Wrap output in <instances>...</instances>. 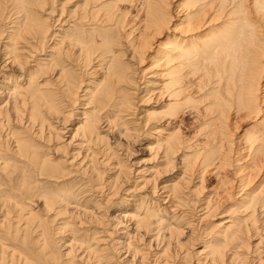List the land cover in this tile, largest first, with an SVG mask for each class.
Wrapping results in <instances>:
<instances>
[{"label":"bare ground","instance_id":"obj_1","mask_svg":"<svg viewBox=\"0 0 264 264\" xmlns=\"http://www.w3.org/2000/svg\"><path fill=\"white\" fill-rule=\"evenodd\" d=\"M47 1L53 4L54 0H0V23L8 33L1 39V54L6 62L17 63L20 72L11 84L8 78L0 88V175L6 179L0 183L5 184L0 188V264H76L74 258L78 264H116L114 260L126 258V264H264V175L250 187L264 173V0H178L176 5L169 0H136L140 17L135 27L124 31L123 18L129 13L117 12L116 0H85L71 24L70 17L61 19V8L56 17L46 13L48 21L38 22L33 33L27 32L36 47L49 50L48 59L32 57L30 46L21 55L17 42L26 41L22 26L32 20L30 7L46 6ZM53 23L64 24L69 31L63 33L66 27L53 31ZM28 25L33 28L31 22ZM134 31L137 36L132 39ZM162 35L149 64L164 68L152 73L157 81L145 79L138 62L143 61L149 39ZM27 60L34 64L32 72L27 70ZM48 65V77L37 79L39 67ZM40 80L51 81L55 90H45ZM162 93L166 100L161 103ZM151 99V107H143ZM21 107H25L23 115ZM181 113L192 114L194 123L209 129L194 144H184L180 126L169 127ZM244 115L258 117L259 123L244 134L250 156L233 166L229 126ZM70 116H76V125L66 142L59 141L66 126L58 123L64 125ZM10 120L18 121L32 140L44 142L49 152L31 151L26 137L7 128ZM141 136L148 140L146 149L153 164L145 168L148 174L137 184L141 176L134 169L135 177L130 176L126 155L128 142ZM57 151L63 153L60 164L48 159ZM10 157L22 162L23 173L30 167L36 175L57 182L66 179V186L58 183L54 191H34L36 186L26 182L28 173L18 183L14 169L9 168ZM229 168L233 170L230 177ZM171 172L175 173L171 180L162 176ZM71 173L75 174L72 179ZM207 175L216 177L210 188L205 184ZM74 179L86 180L81 189H73ZM132 183L134 189L147 188L158 196L148 200L149 193L136 195L118 204L125 200H118L116 194H126ZM32 197L40 202V210L45 209L43 215L51 213L50 218L60 219L56 233L69 234L61 254L49 249L46 227L51 219L44 217L32 225L37 217L25 209ZM223 204L226 215L208 226ZM108 208L116 213L102 212ZM182 208L191 216L181 224L183 214L176 212ZM86 222L88 226L95 223V229L85 227L79 232ZM199 224L211 243L202 241L199 249L190 251V245L180 251L182 235L188 233L197 240Z\"/></svg>","mask_w":264,"mask_h":264},{"label":"rangeland","instance_id":"obj_2","mask_svg":"<svg viewBox=\"0 0 264 264\" xmlns=\"http://www.w3.org/2000/svg\"><path fill=\"white\" fill-rule=\"evenodd\" d=\"M82 1L83 0H54L53 1V4L51 3L52 1H47V3L49 4V5H47V3H46V6L45 5H43V6H41V7H39V6H31L30 7V10H31V16H32V20H30V21H28L27 20V24H25L24 25V27L22 26V28H24V31L23 32H25V34L23 35L25 38H26V41L27 42H29V43H27L26 41H21V39H18V42H17V46L18 47H20V48H22L23 50H19L18 51V53H21V55L22 54H26L27 53V50H29L28 48H30L31 47V49L34 51V53L33 52H31L32 54V57L34 56L35 58L37 57V58H39V57H41V58H45L46 57V55H48V54H50V52H49V50L47 49V48H45V50L43 49H41V47H36V45H35V39L32 37H30V36H32V34L28 37V35H27V32L29 33L30 31L33 33L34 32V27H35V25L39 22H43L44 21V23H46L48 20H46V19H48L47 17H48V14H46V13H49L50 14V16H51V18H53V17H56L57 15H56V10H60L61 8L63 9L62 10V16L63 17H61V19H67L68 17H70V19L68 18V20L70 21V24L72 23V21L73 20H75L76 19V17H77V15L79 16V14L82 12V9H83V4L84 3H86L85 2V0L83 1V3H82ZM133 1V2H132ZM116 0V2H115V8H116V10H117V12H119V13H124V12H126V11H128V13L129 14H127V12H126V16L123 18L124 19V21H123V23H122V26H123V31L124 30H126L125 28H127L128 29V27L129 28H131V27H135L136 26V24L135 23H137V20L139 19V17H140V13H139V7H140V5H138L139 3L136 1V0ZM136 1V2H135ZM171 1V3H172V5H176V1H178V0H169L168 2H170ZM55 2V3H54ZM62 5H58L59 3ZM65 2V3H64ZM131 2H132V5H131ZM63 3V4H62ZM74 3V4H73ZM81 3V4H80ZM171 3H170V8H171ZM75 4H78V6L77 7H74V6H76ZM130 4V5H129ZM57 5V6H56ZM73 5V6H72ZM67 6V7H66ZM70 6V7H69ZM135 6V7H134ZM44 7V8H43ZM54 8L53 10V12H49V10L51 9V8ZM34 8V9H33ZM49 8V9H48ZM65 8V9H64ZM139 8V9H138ZM66 9H68L67 11H66ZM70 9V10H69ZM71 9L73 10V11H71ZM77 9H80V10H77ZM44 10H45V12H44ZM77 10V11H76ZM136 10V11H135ZM40 11H42V12H40ZM47 11V12H46ZM40 12V13H39ZM55 14V15H53V14ZM132 15H131V14ZM36 14V15H35ZM174 14H175V12H174ZM253 14V13H252ZM251 13H250V15H252ZM120 15V14H119ZM125 15V14H124ZM176 15V14H175ZM37 16H38V18H37ZM68 16V17H67ZM135 16V17H134ZM34 17V18H33ZM75 17V18H74ZM122 18V17H121ZM44 19V20H43ZM50 19V18H49ZM129 19V20H128ZM42 20V21H41ZM62 20V21H63ZM128 21H129V23H128ZM177 20H175V22H176ZM28 22H31L32 24H33V28L31 27V28H29V27H27V26H29L28 25ZM174 22V23H175ZM124 23H128L127 24V27H126V24H124ZM54 25H53V27L51 28L53 31H62L63 29H65V27H66V29H65V31H63V33L64 32H66V30H68L67 29V26L66 25H62L61 27H60V24H56V23H53ZM56 24V25H55ZM124 25H125V27H124ZM2 28L4 29L3 30V33H2V35H0V64H2L1 66H0V88H2V82L3 81H8L7 82V84L9 85V84H11V80H13V78L17 75V74H19L20 72H18L19 71V68H16V66L18 67V64L17 63H9L8 62V60H7V62L3 59L4 57H2L3 55L1 54L3 51H2V46H3V44H2V42L1 41H3V40H1L2 38L4 39V37H5V34L4 33H6L7 32V30H6V28H4V27H2L1 26V23H0V29H1V31H2ZM57 29V30H56ZM69 31V30H68ZM23 32H22V34H23ZM133 33V34H132ZM131 33V35H130V37L132 38V36H133V38H135V36H137V32L136 31H134V32H132ZM6 34H8V33H6ZM34 35V34H33ZM70 36H73L74 37V33H72V34H69ZM68 35V36H69ZM123 35H124V32H122L121 33V37H122V40H123ZM4 36V37H3ZM36 36V35H35ZM162 37H163V35L160 37V36H156L153 40L150 38L149 40V44L146 46V48H144V50L145 51H143L145 54H143V55H141V57L143 58V61L142 62H138L137 60H134L133 61V63L136 65L137 64V62L139 63L138 64V66H134V64H133V66L134 67H138L137 69H139L141 66H143L142 68L145 70V72L143 73V77L146 79V78H148V79H151V80H158V79H156L155 78V76H153L152 75V73L153 72H159V71H162L163 70V66H161V67H159V66H157V67H154V66H152V65H150L149 64V62H151V59L149 58V56L150 55H153V53L155 54V53H157V51L155 52V51H153V50H156L157 49V46L160 44L159 42H161L162 41ZM28 38V39H27ZM66 39L68 38V37H65ZM132 38V39H133ZM6 39V38H5ZM65 39V40H66ZM29 40V41H28ZM32 42V43H31ZM49 42L50 41H48L47 42V44H45L44 46H46V45H49ZM151 42V43H150ZM155 42H156V44H155ZM20 43V44H19ZM153 43V44H152ZM155 44V45H154ZM158 44V45H157ZM25 45V46H24ZM150 45V46H149ZM30 46V47H29ZM152 46V47H151ZM24 47V48H23ZM116 47V46H115ZM36 48V49H35ZM122 48V47H121ZM120 48V49H121ZM148 48V49H147ZM30 49V50H31ZM47 49V50H46ZM123 49V48H122ZM152 50V51H151ZM43 51V52H42ZM37 52V53H36ZM39 52V53H38ZM34 54V55H33ZM36 54V55H35ZM38 54V55H37ZM126 54H128V53H126ZM125 54V55H126ZM45 55V56H44ZM47 57H49V56H47ZM46 57V59H48ZM50 57H51V55H50ZM125 57V56H124ZM3 59V60H2ZM61 59V58H60ZM145 59V60H144ZM124 60V59H123ZM54 61H57V59L55 60V58H54ZM63 60L61 59V60H58V62H62ZM125 61V60H124ZM137 61V62H136ZM27 62L29 63V64H27V70H29V71H31L32 72V70H34L35 68L34 67H31L32 65H34L33 64V62H30V61H28L27 60ZM80 62V61H79ZM68 63V62H67ZM74 63H75V61H74ZM141 63V64H140ZM17 64V65H16ZM69 65H71V64H69ZM3 66V67H2ZM10 66V67H9ZM49 66L50 65H48L47 67H45V66H40L39 67V69L41 70H38L37 71V79H45L46 77H48V69H49ZM73 66V65H72ZM6 67H8V68H6ZM44 68V69H43ZM147 68V69H146ZM46 69V70H45ZM81 70V69H80ZM39 71H40V73H39ZM44 71V72H43ZM83 71V70H82ZM46 72V73H45ZM41 73H42V75H41ZM6 74V75H5ZM46 75V76H45ZM7 76V77H6ZM13 76V77H12ZM35 76V75H34ZM86 76H89V75H86ZM85 76V77H86ZM136 76H138V80H139V82L141 81L140 80V78H141V76L139 75V74H137ZM6 78V79H5ZM9 78V79H8ZM4 79V80H3ZM8 79V80H7ZM43 80H40V82L42 83V88H46L45 90H55L54 89V85H53V83L50 81H48L47 80V82H42ZM142 81H143V79H142ZM7 84H5V85H7ZM44 86V87H43ZM143 86V85H142ZM141 86V87H142ZM49 87V88H48ZM52 88V89H51ZM152 92H157V91H152ZM79 94H80V92H79ZM76 95V94H75ZM81 95V94H80ZM151 97L153 98V100H155V95H152L151 94ZM81 99V98H80ZM152 100V99H151ZM153 100L151 101V102H149V104H146L145 106H143V107H151V103H153ZM166 100V97H165V94L164 93H162V95H161V98L159 99V102L161 101V103H162V101L164 102ZM82 102V101H81ZM139 104V103H138ZM142 105H139L138 107L140 108ZM24 109H25V107L24 108H19V111H21V112H23L22 113V115L24 114V113H26L25 111H24ZM73 110L76 112V113H78L79 112V110L76 108V110H75V105H74V107H73ZM158 110H160V108L158 109ZM75 112H74V114H75ZM76 115V114H75ZM42 116H44V118L46 117L44 114L42 115ZM244 117V119H239V121H241V122H239V121H236L237 123L235 124V126H229V128L231 129V132H230V137L233 139V146H232V151H231V153L230 154H232L233 152V159H235L234 160V162L235 161H237V163H234L233 162V166L235 165H237V166H240V165H242L243 163H245V160H247L248 158V156H250V155H247L246 154V152H247V150L245 149V145H246V136L244 135V134H246V133H248L249 131H251L252 129H255V128H257L258 127V124L257 123H259V119H258V117L256 118H254V117H250V118H248V116L246 117L245 115L243 116ZM248 118V119H247ZM76 116H70V118H69V121L68 122H66L64 125H62V124H59L58 123V125H61L62 127L63 126H66V129L62 132L63 134V136H61V139L59 140V141H64L65 140V142L68 140V138H67V135H69V133H70V131L73 129V127H75V125H76ZM193 117H192V114H187V113H181L180 115H179V117L177 118V119H175V120H173L172 122H171V124L169 125V127H171L173 130H176L177 129V126H180V133H179V135L181 136V139H184V144L186 145V143H193L194 144V142L193 141H196V139L197 138H199V137H201V135L203 134V133H205V132H208L209 131V129H207V128H205V126L203 125V127H202V125H200L199 126V121H197V122H193ZM255 119H257V122L256 121H254ZM45 120H46V118H45ZM75 120V121H74ZM230 121H232L233 120V118L232 119H229ZM18 123V124H17ZM22 123V122H21ZM11 124V125H10ZM14 124V125H13ZM160 124H162V123H160ZM163 125V124H162ZM21 124L17 121V122H15L14 121V123L10 120L9 122H8V124H7V128H10L12 131H14L15 132V134H18L19 136H21V137H23V138H25L26 137V140H27V142H28V144L30 143V145H31V147H30V149H31V151H36V152H38L39 154L38 155H41L42 153L43 154H46L47 152H49L48 150H47V147L44 145L45 143L44 142H42V141H39V143H38V141H36L35 139L34 140H32V138H31V135L30 136H28L27 135V133H26V131H23V129L21 128ZM199 126V127H198ZM201 127V128H200ZM71 129V130H70ZM202 131V132H201ZM18 132V133H17ZM201 132V133H200ZM23 134V135H22ZM65 134V135H64ZM72 134V133H71ZM201 134V135H200ZM27 137H29L28 139H27ZM245 137V138H244ZM137 140V139H136ZM135 139L134 140H131V141H129L128 142V150H129V154L127 153V155H126V157H127V159L129 158V160L126 162V166L127 167H129V169H130V171H129V173H130V176L132 177V178H134L135 176H132L133 174H132V170L134 169V171H137V175L136 176H141L140 178H138L137 180H135V182L137 183V184H139L140 182H142V180H143V176L144 175H146V174H148V172L146 171L145 172V168L146 167H148V165H152L153 164V161H152V159H150L151 158V156H150V153L149 152H147V149H146V147H147V141L148 140H144V138H143V136H141V138L139 137V139L136 141ZM32 141V142H31ZM72 142H73V139L71 140ZM42 144H41V143ZM61 142V143H62ZM64 142V143H65ZM74 142H75V140H74ZM125 142V141H124ZM131 142V143H130ZM236 142V143H235ZM126 143V142H125ZM34 145H36V146H34ZM44 146V147H43ZM68 147H70V145L68 146ZM72 147V146H71ZM35 149V150H34ZM36 149H38V150H36ZM41 149V150H40ZM44 150V152H43V150ZM244 151H243V150ZM240 150H242V151H240ZM120 153V150H118L117 151V153ZM240 152V153H239ZM236 153V154H235ZM239 153V154H238ZM246 154V155H245ZM53 155H55V156H53ZM53 155L52 156H50L48 159L50 160H52V163H56V164H60L61 163V161L63 160V158H62V155H63V153L62 152H59V151H57L55 154L53 153ZM179 155V154H178ZM177 155V156H178ZM240 155H244L243 156V158L242 157H240ZM9 156V155H8ZM120 156V155H119ZM129 156V157H128ZM179 157V159H180V156H178ZM189 157V156H188ZM238 157H239V159H238ZM246 157V158H245ZM13 158V159H12ZM149 158V159H148ZM242 160H241V159ZM245 158V159H244ZM10 159L11 160H9L8 159V161H9V165H10V167L9 168H11V169H14V174L13 175H15V177H16V179H17V181H18V178H21L22 176H24L25 174L27 175V173H28V175H27V177H26V182H28V183H30V185L31 186H36L35 187V189H34V191L36 190V191H46V188H47V190L48 191H46V192H51V190L52 191H54V189H56V185L59 183L60 184V186H61V183H65V186H66V179L65 180H63V181H61V182H57V180H54L53 178H51V179H49L48 177H46L45 175H36V173H34V171H32V169L29 167V169L26 171V172H24L23 173V164H22V162L21 161H18L17 159L15 160V157H10ZM54 160V161H53ZM18 164V165H17ZM175 164H176V162H175ZM23 165V166H22ZM21 167V168H20ZM142 168H144L143 170H142ZM19 169V170H18ZM140 170V171H139ZM141 170H142V173H141ZM232 169L231 168H229L228 169V171H227V174H228V177H230L231 176V174L233 173V170L231 171ZM30 172H31V174H30ZM264 172V171H263ZM15 173H17V176H16V174ZM104 173H105V171H104ZM107 173V172H106ZM105 173V174H106ZM142 174V175H141ZM259 174H261V173H259ZM25 175V176H26ZM71 175L72 176H70L71 177V179L73 178V176L75 175L74 173H71ZM77 175V174H76ZM107 175V174H106ZM174 175H175V173L174 172H171V173H167V175H162L164 178L166 177H169L170 176V180L172 179V178H174ZM264 175V173L262 174V175H258L259 176V178H257V180L254 182V183H252V185L250 186V187H255L257 184H259L260 183V181H261V179H262V176ZM68 176V175H67ZM78 176V175H77ZM40 177V178H39ZM44 177V178H43ZM3 178V177H2ZM42 178V179H41ZM65 178H67V177H65ZM132 178H131V180H132ZM14 179V178H13ZM5 178H3V179H1V175H0V183H2V182H5ZM43 180H45L44 182H43ZM53 180V181H52ZM77 180H78V182H77ZM40 181H42L43 182V184H41L40 183ZM52 181V182H51ZM55 181V182H54ZM86 180H80L79 181V179H74L73 180V189L74 190H78V189H81V184H83L84 182H85ZM99 181V180H98ZM102 181H104V180H101V181H99L102 185L104 184ZM48 182V183H47ZM18 183H19V181H18ZM17 183V184H18ZM35 183V184H34ZM38 183H40V185L38 184ZM99 183V184H100ZM214 183H216V177H214V175H207V177H206V180H205V184L207 185V187H212L213 185H214ZM16 183L14 184V188H18V185H17ZM51 186H50V185ZM69 184V183H68ZM134 183H132V184H128L127 185V187L129 188L128 189V192L125 194V192L123 193V191L122 192H118L116 195H119V196H116V198L118 199V200H120V199H124L125 201H124V203H123V201H120L118 204H126L128 201H130V200H132V198L135 196V197H137L136 195H147V193H149V189H145V188H137V189H134V187L132 186ZM4 185L5 184H1L0 185V188H3L4 187ZM49 185V186H48ZM54 185V186H53ZM131 185V186H130ZM37 186H39V187H37ZM6 187H8V186H6ZM42 187V188H41ZM86 187V185H84V188ZM12 188V187H11ZM44 188V189H43ZM53 188V189H52ZM83 188V189H84ZM208 188V189H209ZM43 189V190H42ZM50 189V190H49ZM86 189V188H85ZM133 190V191H132ZM148 190V191H147ZM130 191V192H129ZM109 192V191H108ZM113 192V190H111V193ZM38 193V192H37ZM140 193V194H139ZM86 194H87V192H86ZM120 194H122V195H120ZM82 195H84V194H81L80 196H78V198L79 197H81ZM88 195H90V193H88ZM125 195V196H124ZM124 198H123V197ZM158 195H151L150 193H149V195H147L145 198L146 199H154L155 197H157ZM36 197V196H35ZM35 197H32V201H30V200H28V199H26V200H28L27 201V203H28V206L25 208V209H27V210H31L34 214H35V216L37 217L36 219H34V223H32V225L34 226L36 223H38L36 220H39V219H42V218H44V217H47V218H50V217H52V214L51 213H48V214H50V215H48L47 216V214H46V216L45 215H43L45 212V209H41L40 210V202H38L37 201V198H35ZM83 197V196H82ZM81 197V198H82ZM122 197V198H121ZM129 197V198H128ZM149 197V198H148ZM97 198L98 197H96V200H97ZM80 201H81V199H80ZM73 203V202H72ZM230 203V202H229ZM80 205H82L81 203H79ZM27 205V204H26ZM164 205V204H163ZM163 205L161 204V207H163ZM223 207V208H222ZM222 207L220 208V209H217V212H219L220 211V213H217V214H215L213 217H211L210 219H209V221H207V222H209L207 225L208 226H210L212 223H214L215 221L216 222H218V221H221L220 220V218H223L225 215H226V212H223V210L225 209V205L223 204L222 205ZM226 207L227 208H229L227 205H226ZM226 208V209H227ZM231 208H234V206L233 207H231ZM184 209H186V208H182L181 210H178L177 212H176V214H179V215H181L182 216V214H183V219H182V222H181V224L182 223H186V221L188 220V219H190V217L189 216H191L190 214L188 215L187 213V211L185 210L184 212H183V210ZM199 209V208H198ZM197 209V215L200 213V211ZM42 211V212H41ZM98 211H101V210H98ZM44 212V213H43ZM97 212V211H96ZM102 212H106V214L107 215H109V214H112V216H113V214H115L116 212L114 211V209H111V208H108V209H104V210H102ZM41 214V215H40ZM224 214V215H223ZM219 215V216H218ZM221 215V216H220ZM223 215V216H222ZM43 216V217H42ZM111 217V216H110ZM58 218V217H57ZM57 218H50L51 219V221L49 222V223H51V224H53V225H51V224H49V226L47 225V227H46V231H47V233H48V239L50 240V245H49V249H51L50 250V252H52V254H55V255H57V254H61L63 251H65V249H63V248H61L62 247V243L63 244H68V239H69V234H67V231H65V232H57L56 233V230H54L55 228H56V226H58V222L60 221V219H57ZM55 219V220H54ZM54 220V221H53ZM62 220V219H61ZM86 220H84V222H85ZM110 222H112L113 224H114V221L112 220V219H110ZM202 224V223H201ZM201 224H199L198 225V230H197V234H199V237L197 238V240L194 238V237H189V234L187 233V234H184V235H182V237H181V240H180V242H183V245H181V249H180V251H182L183 249H182V247H184V249H187V247L188 246H190L191 245V250L190 251H193L194 249H199L200 248V246L202 245V241L203 242H208V243H211V241H209V240H211V237L210 236H207L206 235V237L204 236V233H201L200 231H199V229H200V225ZM96 224L95 223H93V224H91V226H88V223L86 222L85 224H84V226L83 227H81L79 230V232H81V231H83V228H89V229H95L94 228V226H95ZM207 226V227H208ZM50 227V228H49ZM201 227H204V225H202ZM38 228V227H37ZM259 229V228H258ZM49 230V231H48ZM90 231V230H89ZM259 231V230H258ZM50 232V233H49ZM261 232V231H260ZM259 232V233H260ZM53 233V234H52ZM35 234H36V232H35ZM194 236H195V234H193ZM200 235H202V237H203V239H202V237H200ZM114 236V235H113ZM184 236V237H183ZM52 237V238H51ZM55 237H56V239H55ZM147 237H149L148 235H145V238H146V240H147ZM196 237V236H195ZM188 238V239H187ZM205 238V239H204ZM209 238V239H208ZM59 239V240H58ZM199 239V240H198ZM216 239V238H215ZM51 240H53L52 242H51ZM116 240V239H115ZM187 240V241H186ZM58 241V242H57ZM214 241V240H213ZM251 242L253 241V242H255V240H250ZM58 244V245H57ZM192 244H193V246H192ZM60 248H59V247ZM118 247V246H117ZM48 249V250H49ZM61 251H60V250ZM62 249H63V251H62ZM59 250V251H58ZM119 250V249H118ZM150 250H151V253H154V252H152V251H154L152 248H150ZM170 250H173L172 248H170ZM53 251H54V253H53ZM146 251V250H145ZM60 252V253H59ZM121 252V250H119V253ZM179 252V251H178ZM177 252V253H178ZM72 254H74L75 255V253H72ZM77 254V253H76ZM118 255V254H117ZM250 255V254H249ZM123 256V255H122ZM131 258V257H130ZM75 260V262H76V264H78V262H77V260H76V258H74ZM151 259H152V257L150 258V256H149V260L151 261ZM114 260V259H113ZM193 260V259H192ZM124 261H127V258H126V260H124ZM124 261H123V259H121V260H119L118 262H116L115 260H114V262L116 263V264H126V263H124ZM182 262L181 260H175V263H179V262ZM75 264V263H74Z\"/></svg>","mask_w":264,"mask_h":264}]
</instances>
